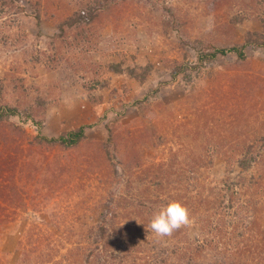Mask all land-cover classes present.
Here are the masks:
<instances>
[{"label": "rangeland", "instance_id": "374dc122", "mask_svg": "<svg viewBox=\"0 0 264 264\" xmlns=\"http://www.w3.org/2000/svg\"><path fill=\"white\" fill-rule=\"evenodd\" d=\"M17 1L24 12L0 3V264H79L112 199L120 202V226L141 236L153 214L133 217L129 189L141 199L176 192L181 202L186 188L198 192L195 182L208 192L227 175L237 185L222 213L237 211L235 198L250 200L246 210L264 231V149L243 181L223 157L264 137V49L247 46L242 60L229 52L198 61L204 41L229 49L248 35L264 38V0ZM91 8L102 10L92 25L59 35L60 24ZM146 66L143 83L127 76ZM81 125L77 146L50 143ZM187 209L183 228L202 244L209 227ZM146 236L147 253L159 243L171 247L170 237ZM219 237L196 264L242 263L226 261Z\"/></svg>", "mask_w": 264, "mask_h": 264}, {"label": "trees", "instance_id": "16d2710c", "mask_svg": "<svg viewBox=\"0 0 264 264\" xmlns=\"http://www.w3.org/2000/svg\"><path fill=\"white\" fill-rule=\"evenodd\" d=\"M104 1L107 2L108 0ZM17 2V0H0V3L11 5L14 8H18L19 11L24 12V8H20L16 5ZM98 8H103V6H98ZM101 11L102 10L97 8H91L86 12L75 13L71 18L59 25V35H64L66 29L92 25ZM38 20L39 18L35 16V21L38 22ZM247 46L253 49H264V38L258 34L248 35L244 44L229 49H224L213 43L204 41L201 43L200 49L198 50V61L199 63L212 61L217 56H225L229 52L234 53L237 59L242 60L244 59V49ZM111 69L112 71L121 73L120 66L113 65ZM142 69L143 72L141 74H136L133 69H127V76L136 81V83H143L146 75L150 71V67L146 66ZM0 86H3L2 83ZM141 103V101H136L135 105L140 106ZM0 111L1 118L5 113L2 108ZM10 113L14 115L15 110H10ZM86 128V126L81 125L76 129L60 134L57 138H51L49 141L51 144H57L63 149L73 148L81 141L85 140ZM110 133V131H107L108 135ZM238 147V154L234 155L231 160L228 161L226 160V156H223L229 174L234 173L231 166L239 170L235 177L236 181L239 179L242 180V175L248 172L260 158V154L264 149V137H259L254 143H243ZM234 148H236V146H234ZM207 158H209V154ZM208 165H212L210 160ZM128 170V178H130V176H133L131 172L132 168ZM231 179L232 178L227 175V178L221 181L220 186L209 187L208 192H206V185L197 182H195V184L196 187H199L198 192H189V187L185 189V194H188L187 198L180 203L186 208L192 205L193 211L191 210L190 216L196 215V217L193 218L195 221L204 224L206 228L209 227L204 232L205 240L202 244L190 242L187 232L184 230L183 226H181L174 230L171 235L164 236L166 238H172L171 247H163L162 244L159 243L152 246L151 250L147 253V251L143 249L145 246L144 243H146V235H155L149 227L150 222L145 223V219H141L142 223H145L148 228V232H142L141 236L138 235L140 232H138L135 226H127V228L120 226L118 215L116 214L120 202L112 199L107 207L105 217L102 218V221L95 229L91 247L79 250L80 258L77 262L79 264H196L197 258L201 256L202 252L211 241H216L219 234V241L226 242L225 249L227 251L224 256H226L227 262H233L234 260L232 261V259L238 257V259L241 258L243 260L241 264H264V231L261 230L256 216H251L246 210L248 207L252 206V201L245 199L241 203V200L235 198L239 205L237 211L235 210L234 213L229 214V217L222 213V210L228 211V209H231L234 201L233 195H235V192H233L234 188L232 187L237 184L231 183ZM162 180L161 178L157 186L160 190L163 188ZM128 183L130 187L133 182L129 181ZM165 185L169 187L171 184L166 183ZM174 186L173 182L171 185L172 189H174ZM239 187L246 188L244 183H241ZM135 190L132 191L129 189L127 192V208L133 212V217H137L136 215L140 217L146 214L152 215L161 207L159 201L169 197V200L164 203V205H166L173 201V195H179L176 192V194L170 192L165 199H160L158 194H160V196L163 195L161 194L162 191L154 195L149 193L151 191L148 189L146 193H149L153 198L148 196L147 198L141 199ZM248 191L249 188L245 190L244 195H246ZM179 192L181 191L179 190ZM226 192H229L230 196H228ZM236 195L238 196L239 193L237 192ZM18 206L22 208L21 201H19ZM130 220L133 219H129V221ZM149 220L151 219L149 218ZM226 221L228 224H226ZM223 225L227 230L230 227V232L224 229ZM228 225L231 226L228 227ZM235 242H237L236 245H234Z\"/></svg>", "mask_w": 264, "mask_h": 264}, {"label": "clouds", "instance_id": "9594fccd", "mask_svg": "<svg viewBox=\"0 0 264 264\" xmlns=\"http://www.w3.org/2000/svg\"><path fill=\"white\" fill-rule=\"evenodd\" d=\"M189 222L188 209L182 203L172 201L154 212L149 227L158 236H169Z\"/></svg>", "mask_w": 264, "mask_h": 264}]
</instances>
